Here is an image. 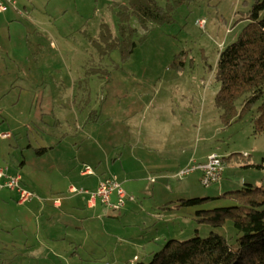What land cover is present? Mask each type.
<instances>
[{"label":"rangeland","instance_id":"obj_1","mask_svg":"<svg viewBox=\"0 0 264 264\" xmlns=\"http://www.w3.org/2000/svg\"><path fill=\"white\" fill-rule=\"evenodd\" d=\"M153 1L164 8L165 22H147L142 26L133 15H129L126 21H119L127 0L58 1L64 10L62 21L57 25L63 34L61 51H48L51 49L47 46L41 53L29 52L31 49L25 48L28 52L23 49L20 54L23 58L25 53L28 56L25 68L33 63L38 69L43 68L44 74L34 70L30 74L31 80L38 83L51 84L61 77L62 81L79 82L80 88L88 87L90 102L86 106L74 105V113L68 117L70 124L76 117L89 113V109L95 110L101 120L110 115L92 131L93 141L78 137L76 145L82 149L102 145L109 152L108 157L113 159L122 151H128L138 140L150 147L175 144L176 149L179 146L177 141L184 136L182 145L191 153L196 150L195 159L202 152H215L223 158L225 171L221 181L208 187L201 185L199 171L183 178L175 177L182 169L177 167L178 163H173V170L165 172L170 179L159 180L154 185L141 184L138 178L129 176L136 185H124V190H130L127 198H134L133 202L125 201L126 213L123 214L122 207L112 210L111 218H95L84 224L87 228L91 224L94 226L95 232L89 229L91 237L97 239L96 236L104 233L109 236L104 237L105 242L113 246L131 243L133 250L127 249L126 253L121 249L117 252L110 250L107 255L101 251L95 254L92 250V258L75 260L71 264L148 263L152 259L151 252L160 251L169 240L188 241L194 237H207L212 232L224 236L228 244H232L236 231L229 220L214 227L208 222L199 223L196 212L231 206L229 193L244 185L264 189V170L257 167L264 159V133L253 134L249 113H244L232 125H223L213 101L219 86L215 79L218 53L236 39L246 24L243 19L246 13L256 1L262 0ZM199 20H204L203 27L196 23ZM120 26L126 29L121 34ZM4 46L0 44V48ZM10 57L17 59L13 53ZM52 65L57 69L48 68ZM13 79L15 77L10 78ZM2 118H5L3 114L0 115ZM3 120H0V126L4 125L2 129H6L5 125L11 122L8 119L1 122ZM48 129L47 134L52 138L59 135L60 128ZM26 134L28 138H24ZM16 139L20 140L18 144L24 150L28 144L23 141L43 145V136L38 130H26ZM63 145L59 144L50 156H59L58 150ZM125 155L122 163L118 159L111 162L112 171L120 174V179L124 178L121 165L132 166ZM28 167L37 171V166L30 162ZM103 171L110 174L105 169ZM154 187L156 191L153 192ZM0 192L13 195L7 189ZM203 197L206 200L196 206L183 204ZM151 215L159 217L156 220ZM0 235L5 234L0 231ZM91 237L90 242L94 241ZM114 255L123 261H115ZM14 264L39 263L17 259Z\"/></svg>","mask_w":264,"mask_h":264},{"label":"crops","instance_id":"obj_2","mask_svg":"<svg viewBox=\"0 0 264 264\" xmlns=\"http://www.w3.org/2000/svg\"><path fill=\"white\" fill-rule=\"evenodd\" d=\"M58 1L60 0H14V6L5 3V10L0 13V44L5 45L0 48V115L3 114L5 118L0 120L4 119L1 121L4 122L8 119L11 122L10 125H5L6 129H2L4 125L0 126V135L6 132L4 134L8 136H0V168H7L8 175H19L22 187L37 197L21 205L16 201L17 195L14 192H9L13 193L12 197L0 192V231L5 234L0 235V264H14L17 259L36 260L39 264H71L75 260L87 261L92 258L90 256L94 254L93 251L95 254L96 251H101L103 255H107L110 250L117 252L121 249L125 253L127 249L133 250L131 243L113 246L105 242L104 237L109 236L104 233L100 237L96 236L97 239L91 237L89 229L95 232V228L92 224L87 228L84 223L95 218L102 220L105 216L111 218L113 211L103 207L98 199L90 205L88 195L71 194L69 188L94 192L100 181L112 176L123 190L124 185L135 184L129 176L138 178L137 181L141 184L154 185L159 180L171 178L165 172L173 170V163H178L177 167L183 168L192 159L204 163L209 154H217L205 151L195 159L196 150L191 153L182 145L184 136L177 141L179 146L176 149L175 144L150 147L138 140V144H130L128 151H122L118 158L113 159L108 157L110 154L102 145L83 149L76 145L79 136L93 141L92 131H95L100 121H107L110 115H105L101 120L95 110L89 109V113L76 117L75 124L72 119L70 124L68 117L74 113V105H87L90 102L88 87L80 88L79 82L62 81L61 77H57L51 84L45 81L35 82L31 80L32 70L44 74L43 68L38 69L35 63L33 66L27 64L25 68L24 62L28 63V56L26 53L25 58L20 56L25 48L31 49L29 52L33 50L39 53L45 46L51 49L48 51H61L60 40L63 39V34L57 25L62 21L64 10ZM11 53L17 57L16 61L10 57ZM55 67L52 65L48 68L55 70ZM12 77L16 80H10ZM15 81H19L18 85ZM49 127L60 128L59 135L54 138L48 135ZM26 130L41 132L43 145H46H32L29 141H23V144H28L25 146L27 148H20V140L17 141L16 137ZM26 137L29 135L26 134L24 138ZM62 143L65 145L58 150L59 156H50ZM34 146L38 147L33 148ZM40 148L49 150L37 155L35 151ZM124 154L132 166L129 168V165L123 167L120 164L124 173V178L120 179V174L112 171L111 162L115 163L118 159L122 163ZM29 162L37 166V171L29 169ZM85 168H90L93 174L84 175L82 171ZM104 169L110 174H105ZM127 189L124 190L126 195L127 192L130 193L129 188ZM131 197L126 200L130 201ZM115 199L113 196L112 201ZM124 208L126 206L121 209L123 214L126 213ZM150 217L157 220L159 215ZM101 224L104 225V221ZM90 237L94 241L90 242ZM114 260L123 261V258L114 255Z\"/></svg>","mask_w":264,"mask_h":264},{"label":"trees","instance_id":"obj_3","mask_svg":"<svg viewBox=\"0 0 264 264\" xmlns=\"http://www.w3.org/2000/svg\"><path fill=\"white\" fill-rule=\"evenodd\" d=\"M250 8L236 39L218 53L215 79L219 86L213 101L223 125H232L249 113L250 126L257 135L264 133V0ZM124 10L120 12V22L128 20L129 15L135 16L141 26L165 22L164 8L153 0H127ZM119 30L120 34L126 31L123 26ZM48 150L40 148L35 152L42 155ZM257 167L264 170V159ZM229 194L231 206L197 211L196 220L214 227L229 220L236 231L234 243L228 244L224 236L213 232L188 241L169 240L160 251L152 253L150 262L134 264H264V189L244 185ZM201 200L206 199H191L183 204L196 206Z\"/></svg>","mask_w":264,"mask_h":264},{"label":"built area","instance_id":"obj_4","mask_svg":"<svg viewBox=\"0 0 264 264\" xmlns=\"http://www.w3.org/2000/svg\"><path fill=\"white\" fill-rule=\"evenodd\" d=\"M5 3L14 6V0H0V13L5 10ZM200 27L204 26V20H199L196 22ZM1 137H8L6 134H1ZM224 161L217 154H210L207 156L204 163H198L196 160H191V162L183 167L179 173L175 176L178 178H183L193 174L195 171L201 173L200 183L204 187H208L221 181L224 172ZM84 175L93 174L90 168H85L82 171ZM154 179L151 180L153 182ZM21 177L19 175H8L7 168H0V190L7 189L14 192L17 195L16 201L18 204H26L31 202L33 199L37 198L36 195L22 187ZM71 194H84L88 195L89 204L98 199L103 206L110 210H118L125 205L127 197L125 196V191L123 190L120 183H118L115 177H108L103 181L98 183V187L94 192H88L84 189H76L70 187L68 190ZM112 196L116 197L115 201H112ZM133 201V198H129Z\"/></svg>","mask_w":264,"mask_h":264}]
</instances>
